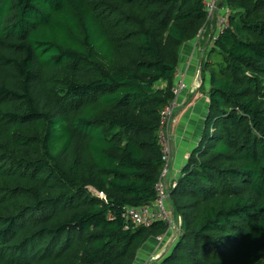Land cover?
<instances>
[{"label": "trees", "instance_id": "16d2710c", "mask_svg": "<svg viewBox=\"0 0 264 264\" xmlns=\"http://www.w3.org/2000/svg\"><path fill=\"white\" fill-rule=\"evenodd\" d=\"M219 2L155 264H264V0ZM207 26L201 0H0V264H135L163 239L124 211L157 198L160 112Z\"/></svg>", "mask_w": 264, "mask_h": 264}, {"label": "crops", "instance_id": "0c3cea01", "mask_svg": "<svg viewBox=\"0 0 264 264\" xmlns=\"http://www.w3.org/2000/svg\"><path fill=\"white\" fill-rule=\"evenodd\" d=\"M212 31L214 30H212L211 25L205 27L195 41L186 43L181 49L177 72L183 77L184 82L189 85V91L184 92L179 97L177 101V104H179L175 110L176 120L172 127L171 139L174 159L170 163L165 179V184L169 189L174 187L175 181L180 177L182 168L185 166L192 149L197 146L203 130L207 110V88L204 89V92L201 90L199 92V88H196L194 83L199 78L200 63L203 62L206 54L213 46L214 36ZM153 252L146 248V256H143L144 251L139 253L140 256H143L140 258L141 262L139 264H144L143 261L146 258L148 260L147 256L152 255ZM135 264L137 263L135 262Z\"/></svg>", "mask_w": 264, "mask_h": 264}, {"label": "built area", "instance_id": "2783aa9c", "mask_svg": "<svg viewBox=\"0 0 264 264\" xmlns=\"http://www.w3.org/2000/svg\"><path fill=\"white\" fill-rule=\"evenodd\" d=\"M204 10L207 14V22L211 27H215V38L221 35L228 28V17L225 13H219L218 0H201ZM214 24V25H213ZM195 86V85H194ZM196 88H199L196 87ZM189 91V85L183 79H178V72L175 74V83L172 88L173 100L160 112V132L159 139L162 147V154L164 156L165 166L163 168L160 180L155 186L157 198L151 207H141L138 209L126 208L124 211V218L134 226L148 227L156 220L162 221L168 225V233L173 230L176 234L180 224V219L175 218L172 209L169 206V187L166 186L164 178L167 174V169L171 163L169 157L170 140L166 134L168 132L169 124L172 122L173 110L179 97ZM166 133V134H165ZM102 197V194H100ZM168 211V213H166ZM110 217V216H109ZM111 218V217H110ZM177 229V230H176ZM162 240V239H158ZM157 250V249H156Z\"/></svg>", "mask_w": 264, "mask_h": 264}, {"label": "rangeland", "instance_id": "374dc122", "mask_svg": "<svg viewBox=\"0 0 264 264\" xmlns=\"http://www.w3.org/2000/svg\"><path fill=\"white\" fill-rule=\"evenodd\" d=\"M218 1H220V0H218ZM210 25V24H209ZM212 28V30H213V27H211ZM201 33V32H200ZM200 33H199V35H200ZM198 35V36H199ZM198 36H197V38H198ZM196 38V39H197ZM195 41V40H194ZM201 64H202V62L200 63V70H198V76H199V78H198V80L194 83V85H195V87H198V86H200L201 84H202V82H201V77H200V72H201ZM178 79L180 80V79H183V77L181 76V75H179L178 74ZM179 104V103H178ZM178 104L176 103V106H175V108H174V110H173V115H172V122L169 124V127H168V132H167V134H166V136H167V138H168V140H170V144H171V147H170V151H169V157H170V160H171V162H172V160L174 159V150H173V146H172V143H171V139H172V127H173V125L175 124V110H176V108L178 107ZM189 157V156H188ZM169 167H170V164H169V166H168V169H169ZM168 169H167V172H168ZM167 175V174H166ZM165 179H166V177L164 178V181H165ZM169 206H170V203H169ZM166 213H168V211L166 212ZM177 230V229H176ZM178 231V230H177ZM174 231L173 230H171V232H169V233H167L166 235H164L162 238V240H155L154 241V243H152V244H149L148 245V250L150 249V251H154L153 252V254L152 255H148L147 257H148V260H147V258H146V260L145 261H143V263L144 264H153L156 260H158V259H160L163 255H164V253L166 252V251H170L171 250V247H172V245L174 244L173 242L177 239V236H178V234L176 233L175 234V237L173 238V235H174ZM152 248H154V249H152ZM157 249V250H156ZM144 251V254H143V256L145 255H147L146 253H145V250H143ZM143 251H140V253L141 252H143ZM140 255L138 254V259H136V263L137 264H139L141 261H140V258L141 257H143L142 255L139 257ZM155 264V263H154Z\"/></svg>", "mask_w": 264, "mask_h": 264}]
</instances>
